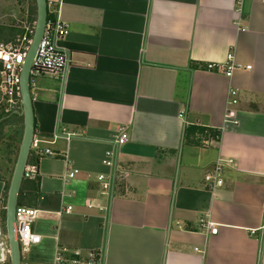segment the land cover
Here are the masks:
<instances>
[{"label": "crops", "instance_id": "0c3cea01", "mask_svg": "<svg viewBox=\"0 0 264 264\" xmlns=\"http://www.w3.org/2000/svg\"><path fill=\"white\" fill-rule=\"evenodd\" d=\"M10 1L18 10L0 42L15 46L33 15ZM47 1L71 63L63 79L39 76L33 94L36 136L54 156L40 160L38 186L25 181L42 237L28 257L49 263L70 248L102 249L106 264H264V0H243L240 12L237 0ZM230 56L231 78L208 71ZM120 128L129 140L116 171L104 160ZM14 155L0 168L1 211ZM219 159L233 161L221 187Z\"/></svg>", "mask_w": 264, "mask_h": 264}, {"label": "built area", "instance_id": "2783aa9c", "mask_svg": "<svg viewBox=\"0 0 264 264\" xmlns=\"http://www.w3.org/2000/svg\"><path fill=\"white\" fill-rule=\"evenodd\" d=\"M243 0H237V11L242 9ZM49 7V5H48ZM50 19L47 18V25L44 33V37L39 45L34 65L31 74L30 88L32 95L37 88V78L39 76L50 74L57 75L63 79L69 69L71 60L70 54L59 50L57 42L64 39L67 36V27L61 22L58 10L54 9L50 5ZM34 30H28V33L19 40L17 45H8L0 42V63L2 64V71L0 72V107L4 108L6 115L15 114L22 110V95H21V72L24 65L27 53L32 44ZM232 57H229V62L224 65L209 64L207 66L208 71H217L224 74L226 77L231 78L236 71V66L231 62ZM246 70H251L248 66ZM237 90L234 88L230 90L231 104L236 105ZM184 119V114L179 116ZM129 140V134L127 128H120L118 134L115 136L114 148L108 151L105 155L104 165L107 168H115L117 171V158L120 147L126 144ZM44 141L37 136L34 137L31 152H35L40 160L44 157H53L54 154L51 150L42 149L41 144ZM201 143L203 146H209L211 141L209 139L202 138ZM233 165L232 160L219 159L215 166V178L216 185L218 187L223 186L224 180L220 178L224 168L231 167ZM79 174L78 170H71L67 173V179L71 180ZM39 178V166L27 164L24 172V180L34 181ZM98 181L102 184V188L106 191L112 189L111 183L106 182V176L101 174L98 176ZM103 195L106 192H102ZM89 208H92V204H87ZM101 210H103L101 208ZM65 210L57 212L59 216ZM72 211V208L66 209V212ZM39 214L38 210L28 207H18L16 211L17 233L19 238V246L21 250V264H106V255L102 249L91 250L83 253L82 250H72L70 248H59L56 252L54 260L52 262H36L28 257L32 247L41 244L42 237L34 230V223ZM204 227L212 235L218 234L217 226L204 219L201 222ZM1 236L0 227V264L10 263V250L8 239L3 241ZM199 251V250H198ZM200 252V251H199Z\"/></svg>", "mask_w": 264, "mask_h": 264}, {"label": "water", "instance_id": "95a60500", "mask_svg": "<svg viewBox=\"0 0 264 264\" xmlns=\"http://www.w3.org/2000/svg\"><path fill=\"white\" fill-rule=\"evenodd\" d=\"M37 3V21L35 24L32 44L27 53L21 72V95H22V112L24 118V132L19 149L15 169L11 179L6 203V232L10 250V263L21 264V250L17 233L16 211L18 208L19 195L24 182V172L28 164L31 146L36 134V123L33 108V96L30 88L31 74L33 71L34 60L39 45L44 37L47 18H48V1L36 0Z\"/></svg>", "mask_w": 264, "mask_h": 264}, {"label": "trees", "instance_id": "16d2710c", "mask_svg": "<svg viewBox=\"0 0 264 264\" xmlns=\"http://www.w3.org/2000/svg\"><path fill=\"white\" fill-rule=\"evenodd\" d=\"M19 2L24 3L25 0H19ZM48 19H50V4H48ZM30 12L32 13L33 17L31 18V23L33 26V30H35V24L37 21V3L36 0H32V3L30 5ZM2 71V64L0 63V72ZM19 118L21 124L23 123V125H21L22 128V134H21V139L20 142H22V138H23V132H24V118L23 117H18ZM6 127H12V130H8L6 131ZM19 129L16 128V124H12V120L11 117L9 115H6L4 113V108L1 106L0 108V150L6 154H19V149L20 146L18 147V150L16 149L14 151V146L13 143L17 142L18 139V134H19ZM7 134H9V136H7ZM19 145H21L19 143ZM29 165H38L40 164V157L35 153V152H31L30 153V157H29V161H28ZM25 181H29V180H24L23 185H22V189L19 195V201H18V206L19 207H28V205H25L24 200L26 197L25 191H24V186H25ZM36 183L35 186L39 185L40 182V177L37 179V181H34ZM10 184L11 182H8L6 185V192H5V201H7V197H8V192H9V188H10ZM25 194V195H24ZM29 201L32 200V197L29 196ZM1 219L4 220V222H6V210H4L2 212V216Z\"/></svg>", "mask_w": 264, "mask_h": 264}, {"label": "rangeland", "instance_id": "374dc122", "mask_svg": "<svg viewBox=\"0 0 264 264\" xmlns=\"http://www.w3.org/2000/svg\"><path fill=\"white\" fill-rule=\"evenodd\" d=\"M28 2L30 5L32 3V0H25V2ZM26 8V6H25ZM18 10V8H14V6H12V3L10 0H0V25L6 23V22H13L14 19H13V16L15 15V11ZM15 12V13H13ZM1 14H5V18L2 19L1 17ZM2 15V16H3ZM19 15V14H18ZM16 15V17L18 16ZM2 29V28H1ZM1 108V107H0ZM21 110L18 111L17 113L15 114H11L9 115L11 117V120H12V124H16L18 123V120L16 119L17 116L20 114ZM20 121V120H19ZM21 122L18 124V129L20 130L19 131V134H18V139H17V142L16 143H13V146H14V151L17 149L18 150V147L20 146L19 143L21 144L20 142V139H21V134H22V128H21V125H23V123L21 124ZM12 130V127H6V131L8 130ZM7 136H9V134H7ZM22 141V140H21ZM2 150V149H1ZM0 150V168H1V165L4 164V160L5 159V152L3 153L2 151ZM16 155V156H15ZM14 156L17 157V154H15ZM14 157V158H15ZM13 159V156L11 157ZM1 174V172H0ZM2 212L3 210L1 211L0 210V227H1V236L4 238L3 241H6V237H7V232H6V225H5V222L3 219H1V216H2Z\"/></svg>", "mask_w": 264, "mask_h": 264}, {"label": "clouds", "instance_id": "9594fccd", "mask_svg": "<svg viewBox=\"0 0 264 264\" xmlns=\"http://www.w3.org/2000/svg\"><path fill=\"white\" fill-rule=\"evenodd\" d=\"M33 96V95H32ZM21 112H22V110H21ZM35 136H36V134H35ZM35 181V180H34ZM19 207V206H18ZM6 225V224H5Z\"/></svg>", "mask_w": 264, "mask_h": 264}]
</instances>
